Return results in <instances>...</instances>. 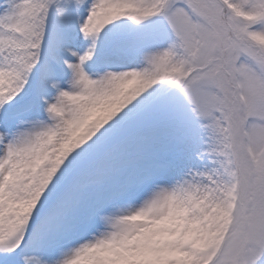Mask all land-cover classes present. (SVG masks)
Wrapping results in <instances>:
<instances>
[{
  "label": "snow or ice",
  "instance_id": "obj_1",
  "mask_svg": "<svg viewBox=\"0 0 264 264\" xmlns=\"http://www.w3.org/2000/svg\"><path fill=\"white\" fill-rule=\"evenodd\" d=\"M0 264H264V0H0Z\"/></svg>",
  "mask_w": 264,
  "mask_h": 264
}]
</instances>
